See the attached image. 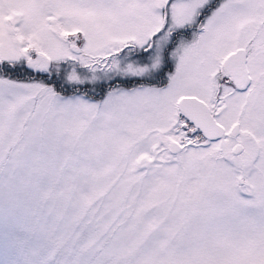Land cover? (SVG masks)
Wrapping results in <instances>:
<instances>
[{
    "label": "snow or ice",
    "instance_id": "snow-or-ice-1",
    "mask_svg": "<svg viewBox=\"0 0 264 264\" xmlns=\"http://www.w3.org/2000/svg\"><path fill=\"white\" fill-rule=\"evenodd\" d=\"M0 264H264V0H0Z\"/></svg>",
    "mask_w": 264,
    "mask_h": 264
},
{
    "label": "trees",
    "instance_id": "trees-1",
    "mask_svg": "<svg viewBox=\"0 0 264 264\" xmlns=\"http://www.w3.org/2000/svg\"><path fill=\"white\" fill-rule=\"evenodd\" d=\"M14 75H20V74H14ZM24 79H28V76L26 74L23 75Z\"/></svg>",
    "mask_w": 264,
    "mask_h": 264
}]
</instances>
